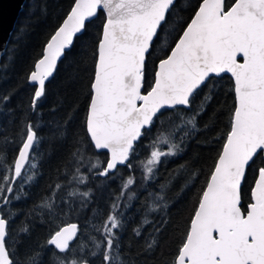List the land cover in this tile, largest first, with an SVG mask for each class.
Wrapping results in <instances>:
<instances>
[{
	"label": "snow or ice",
	"instance_id": "1",
	"mask_svg": "<svg viewBox=\"0 0 264 264\" xmlns=\"http://www.w3.org/2000/svg\"><path fill=\"white\" fill-rule=\"evenodd\" d=\"M176 4L177 0H74L29 74V82L35 86L31 107L35 110L37 101L46 96V81L53 76L66 50L73 46L74 38L87 31L92 18L104 13L105 22L96 47L87 131L93 148L107 150L108 158L90 161L85 172L111 178L118 165L132 167L130 156L135 142L154 122H161L162 110L179 106L191 109L198 91L207 86L210 74L231 73L237 102L231 129L174 264H264V167L255 169L252 202L241 205L247 173L258 160L264 163V0H233L230 5L226 0H201L174 47L159 58L149 84L148 68L155 43ZM9 99L4 96L0 103ZM197 115L199 111L187 120L178 116L168 132L159 133L152 141L149 155L142 162L146 180L154 178L163 158L182 151L180 145L188 133L181 129H195ZM177 132L181 133L180 143L170 142ZM40 142L37 130L29 123L21 143L14 149V158L4 163L0 155V264H20L14 250L16 242L9 233V206L21 199L17 189L23 191L24 185L36 176L35 156ZM74 156L76 163L69 183L86 184L88 175L80 167L84 156ZM135 183L134 176L125 180L101 227L93 226L99 238L88 237L95 249L91 256H99L101 264H120V201ZM61 187L55 185L57 190ZM76 194L68 192L70 197ZM79 195L87 201L91 193ZM128 195L130 199L136 193ZM157 198L162 199L158 194ZM54 205L55 192L44 207L54 210ZM78 232V225L71 224L47 241L64 254L62 259L58 257L60 264H89L86 257L73 256L70 248L72 241L77 242L80 251L87 247L80 244ZM29 264H36L35 256Z\"/></svg>",
	"mask_w": 264,
	"mask_h": 264
},
{
	"label": "trees",
	"instance_id": "2",
	"mask_svg": "<svg viewBox=\"0 0 264 264\" xmlns=\"http://www.w3.org/2000/svg\"><path fill=\"white\" fill-rule=\"evenodd\" d=\"M200 2L177 0L167 26L159 32L155 43L148 68L149 84L153 82L159 58L174 47ZM231 3L233 0H226V4ZM73 4L74 0H25L1 62L0 98L10 97L0 103V155L4 163L14 158V149L21 143L27 124L33 125L41 141L35 156L36 176L30 184L24 185L23 191L17 189L21 199L9 206L12 213L9 233L16 242L14 250L20 264H29L33 256L36 264H60L58 257L62 259L64 254L58 253L47 241L63 225L77 222V238L87 247L80 251L73 241L70 243L73 256H84L89 264H101L99 256H91L95 249L88 237L99 238L93 226L101 227L123 183L134 176L136 183L120 201L123 215V227L118 230L120 264H174L231 129L236 105L234 80L227 74L212 76L207 86L198 91L191 109L162 110L161 122H154L150 129L144 130L135 144L130 169L118 167L110 174L111 178L88 174L85 167L90 166V161L108 158L107 152L93 148L87 131L96 47L105 22L104 13H98L87 31L75 38L53 77L46 81V96L37 101L35 110L31 107L35 86L28 80L46 43ZM197 111L196 128L181 129L188 133L180 145L182 151L163 158L154 178L146 180L142 162L149 155L152 141L159 133L168 132L178 116L187 120ZM180 135L177 132L170 142L180 143ZM74 154L84 156L80 167L81 172L88 175L86 184L69 183L76 163ZM257 167H264V163L258 160L247 173L242 185V206L251 203ZM56 184L62 185L61 189L57 190ZM69 190L75 191L76 196H68ZM85 191L91 193L87 201L79 195ZM132 191L136 195L129 199ZM53 192L54 210H49L44 204ZM157 194L162 199L157 198Z\"/></svg>",
	"mask_w": 264,
	"mask_h": 264
},
{
	"label": "water",
	"instance_id": "3",
	"mask_svg": "<svg viewBox=\"0 0 264 264\" xmlns=\"http://www.w3.org/2000/svg\"><path fill=\"white\" fill-rule=\"evenodd\" d=\"M25 3V0H0V68H1V62H2V58L6 52V49H7V46H8V43H9V40L11 38V35L13 33V30H14V27H15V24H16V21L18 19V16L20 14V11L22 10L23 8V5ZM194 16V15H193ZM66 18V17H65ZM64 18V19H65ZM193 18V17H192ZM191 18V19H192ZM94 18H92L93 20ZM191 21V20H190ZM63 22V21H62ZM190 23V22H189ZM62 24V23H61ZM60 24V25H61ZM54 34V33H53ZM80 35V34H78ZM77 35V36H78ZM75 40V38H74ZM67 51V50H66ZM64 56H62L60 58V60L57 62V66L59 64V62L61 61V59L63 58ZM41 58V57H40ZM39 58V59H40ZM238 61L239 62H243L241 57H237ZM38 61V60H37ZM55 73V72H54ZM53 73V75H54ZM223 74H227V75H231V73H221L220 75H223ZM212 76H217L215 74H210L209 78H211ZM219 76V75H218ZM53 77V76H52ZM50 77L49 80L52 78ZM208 78V79H209ZM233 78V77H232ZM234 80V78H233ZM207 82V81H206ZM236 98V97H235ZM237 103V102H236ZM179 107H183V106H179ZM236 107V105H235ZM88 115H89V108H88V114H87V118H88ZM142 137V136H141ZM140 137V138H141ZM140 140V139H139ZM138 140V141H139ZM136 141L135 144L138 142ZM226 143V142H225ZM134 144V146H135ZM98 151V150H96ZM98 152H101V151H98ZM103 152H107V150H104ZM222 152V151H221ZM131 157V156H130ZM218 160V159H217ZM217 163V162H216ZM118 167H121V165H118ZM215 168V167H214ZM214 170V169H213ZM211 177V176H210ZM210 179V178H209ZM257 179V178H256ZM209 182V180H208ZM207 187V185H206ZM205 187V189H206ZM204 189V190H205ZM252 202V201H251ZM199 205V204H198ZM241 205H242V197H241ZM198 208V207H197ZM197 210V209H196ZM195 214V213H194ZM194 217V216H193ZM193 219V218H192ZM192 221V220H191ZM71 224H77L78 225V228H79V224L77 222H70V223H67L65 225H63L61 228L63 227H66L68 225H71ZM191 226V224H190ZM60 228V229H61ZM190 230V229H189ZM58 231V230H57ZM78 235V233H77ZM73 242V241H72ZM70 242V243H72Z\"/></svg>",
	"mask_w": 264,
	"mask_h": 264
}]
</instances>
